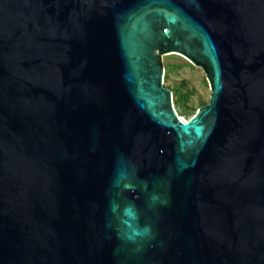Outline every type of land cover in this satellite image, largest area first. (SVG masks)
<instances>
[{"label":"water","instance_id":"water-1","mask_svg":"<svg viewBox=\"0 0 264 264\" xmlns=\"http://www.w3.org/2000/svg\"><path fill=\"white\" fill-rule=\"evenodd\" d=\"M0 264H264V0H0Z\"/></svg>","mask_w":264,"mask_h":264},{"label":"rangeland","instance_id":"rangeland-1","mask_svg":"<svg viewBox=\"0 0 264 264\" xmlns=\"http://www.w3.org/2000/svg\"><path fill=\"white\" fill-rule=\"evenodd\" d=\"M164 67L163 85L171 90L177 114L185 120L207 103L210 89L200 66L177 54H159Z\"/></svg>","mask_w":264,"mask_h":264},{"label":"snow or ice","instance_id":"snow-or-ice-1","mask_svg":"<svg viewBox=\"0 0 264 264\" xmlns=\"http://www.w3.org/2000/svg\"><path fill=\"white\" fill-rule=\"evenodd\" d=\"M178 163L180 164L181 167L185 166V165H183V163L181 161H178Z\"/></svg>","mask_w":264,"mask_h":264},{"label":"bare ground","instance_id":"bare-ground-1","mask_svg":"<svg viewBox=\"0 0 264 264\" xmlns=\"http://www.w3.org/2000/svg\"><path fill=\"white\" fill-rule=\"evenodd\" d=\"M179 116V115H178ZM180 120L185 121V119L181 116H179Z\"/></svg>","mask_w":264,"mask_h":264}]
</instances>
